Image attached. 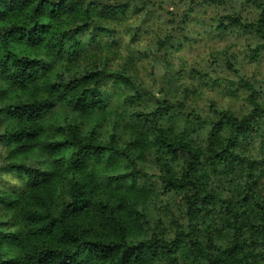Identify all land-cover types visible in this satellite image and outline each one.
<instances>
[{
	"label": "trees",
	"instance_id": "1",
	"mask_svg": "<svg viewBox=\"0 0 264 264\" xmlns=\"http://www.w3.org/2000/svg\"><path fill=\"white\" fill-rule=\"evenodd\" d=\"M122 6V0H87L86 3L85 0H0V116L7 120L0 140H4L9 153L4 166L25 177V186L18 193L9 195L0 191V204L9 211L16 226V230L10 232L0 229V245L18 247L23 264H123L128 248L135 250L142 245L149 256L155 257L151 246L144 241L127 247L118 242L125 234L139 232L141 222L148 223L146 202L153 193L137 194L98 182L88 172L91 162L96 160L95 154L91 155L89 163L85 160L92 150L109 145L101 142L103 139L94 129L83 131L76 119L89 118L99 110L87 105L91 103L89 86L98 82L100 74L119 73L94 68L59 73L55 78L46 75L49 58L64 53L74 56L77 35L92 27L109 30L99 19L113 18ZM232 24H237V20L233 19ZM228 27L223 21L218 24L219 30ZM160 46L165 47V43ZM59 105H65L69 115L55 123L49 115ZM232 119L215 123L222 125L220 131L223 132ZM242 127V122L232 125L236 132ZM152 131L137 130L140 136ZM113 139L114 136L108 141ZM233 139L232 134L225 136L226 147L214 152L213 159L225 165L219 175L227 180V189L239 196L234 202L233 199L222 201L224 213L220 216L222 229L218 239H223L226 229L235 228L232 235L236 240L230 247L217 248L211 243L216 229L208 225L209 242L205 246L220 255L207 257V264H264V255L260 253L241 255L244 245L238 242L244 228L250 226L258 230L253 221L264 224V171H260L264 166L255 165V161L244 157L240 160L246 167L224 159L221 153L233 147ZM128 144L133 148L161 144L170 153H176V147L167 138L150 141L147 145L137 144L136 140ZM184 150L191 152L187 145ZM33 153L49 159L43 166L31 164L27 160ZM191 155L192 167L184 174L185 183L170 181L175 185L173 191L195 187L196 181L189 177L203 162H197L198 153L191 152ZM101 168L98 164L96 175L123 174L110 164L105 168L116 169L117 173L107 175ZM213 173H216L215 168ZM196 175L200 180L205 179L198 171ZM195 196L196 193H192L191 197H185L186 214L193 222V232L199 233L194 219L219 196L207 193L199 198V203L193 199ZM94 234L104 239L90 238ZM190 235L182 233L183 239L174 238L173 246L164 253L172 258V264H180L181 258L188 264L194 259L192 250H197L199 255L200 242L190 239ZM247 246L254 248L256 241ZM140 259L147 264L146 257ZM15 261L11 252L5 257L0 251V264Z\"/></svg>",
	"mask_w": 264,
	"mask_h": 264
},
{
	"label": "clouds",
	"instance_id": "2",
	"mask_svg": "<svg viewBox=\"0 0 264 264\" xmlns=\"http://www.w3.org/2000/svg\"><path fill=\"white\" fill-rule=\"evenodd\" d=\"M122 4L118 22L109 26L115 30L97 31L96 41L114 44L112 51L123 46L126 56L121 57L119 66L110 65L104 70L118 75L101 73L98 82L89 86L91 103L87 106L106 109L114 114L121 128L130 125V130L118 129L117 138L101 140L109 146L92 150L85 163L95 154L88 172L111 187L137 194L168 193L155 200L147 198L148 223L141 222L139 232L118 240L124 247L144 241L155 257L149 256L143 245L135 250L128 248L123 264H145L141 256L146 257L147 264H172V258L164 253L173 246L174 238L183 239L182 233H191L189 238L200 242L199 255L192 250L194 259L188 264H207V257L220 253L205 246L209 242L206 233L193 232V222L185 215L186 205L180 197L196 193L193 199L197 203L207 193L221 199L233 198V202L239 198L235 191H227V184L219 177L225 165L213 159L214 152L226 147L225 136L229 134L235 139L231 141L233 147L221 153L224 159L246 167L240 160L244 157L264 166V0H122ZM222 17H227L223 22L229 27L223 32L215 31ZM233 19L237 24H232ZM144 37L151 39V47L138 43ZM158 41H165V47L159 48ZM205 50L211 53L207 58L202 55ZM225 98L229 100L227 108ZM229 118L234 119L221 132L222 125L215 122ZM241 122L243 127L234 131L232 125ZM138 128L140 132L148 128L153 131L140 136ZM164 138L176 147L175 154L161 144L145 148L128 144L136 140L137 144L147 145ZM185 145L199 154L197 162L203 164L196 171L205 179L200 180L193 171L189 179L196 181L195 187L186 186L173 193L175 185L170 181L185 183L184 174L192 167V155L184 150ZM98 164H110L123 174L96 175ZM215 208L221 205L217 203ZM253 223H257L258 230L246 227L239 238L244 245L241 255H264V224ZM234 231L235 228L226 229L223 239L213 238L211 243L217 248L230 247L236 240ZM90 238L104 239L96 234ZM253 240L256 246L248 247ZM9 252L16 257L14 264H23L18 247H7L3 255L7 257ZM180 264H185L183 258Z\"/></svg>",
	"mask_w": 264,
	"mask_h": 264
},
{
	"label": "rangeland",
	"instance_id": "3",
	"mask_svg": "<svg viewBox=\"0 0 264 264\" xmlns=\"http://www.w3.org/2000/svg\"><path fill=\"white\" fill-rule=\"evenodd\" d=\"M102 1H115V0H102ZM100 8V7H99ZM169 11H173L172 9H169ZM119 13V12H118ZM118 13L111 19L104 20L100 18L101 24L104 25V27L108 28L109 30H102L101 27L97 28H89L88 30H85L77 35L78 38V44L76 47V52L74 56H69L67 53H64L62 56H54L52 58L48 59L49 64V70L46 73V75H50L51 77L55 78L59 73H73V72H81L86 69H94V68H110V65H117L119 66L121 64V57L126 56V53L123 50V46H121L120 49H117L116 51H112L116 46L114 44L112 45H106V44H100L96 41V33L97 31L100 32H112L115 29L109 27L112 24L117 23V15ZM227 17H222L221 21L226 20ZM220 21V22H221ZM219 22V23H220ZM215 24V31H221L218 29V24ZM91 29V31H89ZM165 41H158L157 46L159 48L161 47L160 44ZM138 43L145 48H149L152 46V41L149 37H144ZM204 58H207L211 55L210 52L205 50L202 53ZM124 63H127V59L124 60ZM121 71H123V68L121 67ZM251 97V96H250ZM249 97V98H250ZM224 107L227 108L229 105V100L225 98L223 101ZM66 115H69L68 108L65 105H59L56 107L51 114L49 115L50 120H53L55 123H57L59 120L62 121ZM78 120L79 125L82 127L83 131L87 132L92 129H94L99 137L103 140H110L113 136L114 138H117L118 129L123 131L125 129L130 130V125H124L122 128L120 126V123L116 120L113 113L108 112L106 109L101 111L100 109L97 110L91 117L89 118H81L76 117ZM146 119V118H145ZM7 124V120L5 116H0V133H2L5 129V126ZM151 128L145 129L150 130ZM139 130V128L137 129ZM143 131V132H144ZM134 140H129V142H132ZM128 142V143H129ZM8 147L5 144L4 140H0V191L7 192L8 194L12 193H18L23 189L25 186V177L23 174H20L19 172L13 171L11 169H8L4 166L6 163V159L8 157ZM261 155H264V153H261ZM49 157H44L43 155H39L37 153H33L30 155L29 159L27 160L31 164L43 166ZM102 168L101 171L104 174L109 175L110 173L114 174L117 173V170L122 171L121 169L117 168L115 169H106L105 166L101 164ZM220 179L226 183V179L223 178L221 175H219ZM228 192H232L227 189ZM173 193H179L176 191H173ZM9 194V195H10ZM168 193L166 192H160L159 195H156L153 193V196L151 199H159L160 196H165ZM181 200H183L185 204V197H180ZM233 199V198H229ZM225 199H221L219 197L216 198V201L213 205H210L207 210L203 209L201 212L198 213L197 217L194 219L195 226L198 232H204L207 233L206 229L208 225L213 226L216 229V232H214L215 238H219V230L222 229V223L221 219L218 221L216 217H220L224 213V206L222 204V201ZM219 203L221 205L220 209L215 208V204ZM147 204V212L149 213V205ZM186 205V204H185ZM153 208H155V205H152ZM187 209V208H186ZM215 214V215H214ZM185 215L186 212H185ZM211 220V222H208V219ZM0 229L5 231H15L16 226L14 225V220L11 217V214L8 210L3 208V205L0 204ZM7 247L4 245H0V251L4 253V250Z\"/></svg>",
	"mask_w": 264,
	"mask_h": 264
}]
</instances>
